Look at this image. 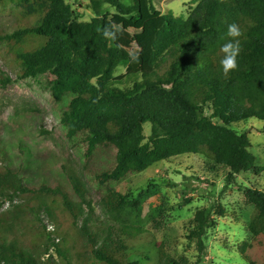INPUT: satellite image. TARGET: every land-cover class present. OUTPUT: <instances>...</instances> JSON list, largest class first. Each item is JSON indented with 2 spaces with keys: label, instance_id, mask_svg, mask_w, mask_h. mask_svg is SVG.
I'll return each mask as SVG.
<instances>
[{
  "label": "trees",
  "instance_id": "16d2710c",
  "mask_svg": "<svg viewBox=\"0 0 264 264\" xmlns=\"http://www.w3.org/2000/svg\"><path fill=\"white\" fill-rule=\"evenodd\" d=\"M166 1L90 0L95 17L81 21L65 0H0V10L14 6L18 15L13 31L0 35L20 67L17 79L48 77L68 147L80 153L84 166L79 172L66 160V186H36L8 166L12 160L0 148V207L7 199L31 197L54 222L49 231L39 214L29 219L27 202L1 212L0 264H141L133 259L139 202L121 185L185 155L226 169L229 182L257 169L249 135L232 126L254 118L264 131V0H194L186 19L164 14ZM105 5L115 13L104 15ZM232 23L242 32L241 52L238 68L225 77L220 48ZM105 27L118 38L106 39ZM122 65L126 72L115 76ZM14 82L0 70L4 87ZM89 190L100 194L102 210L130 220L94 222ZM245 198L253 213L239 252L245 264H264V191L246 189ZM65 218L69 225L58 228ZM216 225L210 210L197 211L189 230L200 253L194 264L201 263L204 239ZM74 228L80 248L71 258ZM53 254L58 262L50 259ZM158 254V264H192L160 249Z\"/></svg>",
  "mask_w": 264,
  "mask_h": 264
},
{
  "label": "rangeland",
  "instance_id": "374dc122",
  "mask_svg": "<svg viewBox=\"0 0 264 264\" xmlns=\"http://www.w3.org/2000/svg\"><path fill=\"white\" fill-rule=\"evenodd\" d=\"M65 1L79 20L90 21L95 17L90 9V0ZM196 6L194 0H169L162 4L161 10L164 14L186 19ZM114 13L115 9L111 6L103 7L104 15ZM17 19L14 6L1 9L0 35L12 32ZM0 70L3 77L15 81L7 87L0 83V148L12 160L8 166L21 169L30 184L66 186V176L62 171L66 160L79 172H82L84 166L80 153L68 147L64 136L65 126L56 110L48 77L17 79L20 67L14 53L6 49L1 39ZM125 72L126 66L122 65L115 76ZM131 84L127 83L124 87H131ZM232 128L249 135L252 144L249 152L256 157V170L237 175L229 182L226 169L213 167V163L203 156L185 155L160 162L133 176L118 188L130 192V200L139 202L141 222L136 226L141 231L138 232L139 241L135 244L134 260L141 264H158L160 249L177 259L184 257L192 264L199 262V249L190 240L189 230L197 211L207 209L212 212L217 225L208 231L204 239L205 248L200 264H245L239 250L247 240V228L253 213V206L246 202L245 191L249 188L264 191L263 122L253 118L234 124ZM41 131L47 134L42 136ZM149 134L150 125L146 124L145 135ZM4 166L5 162L0 159V168ZM87 199L92 202L95 210L92 220L100 225H119L121 220H130L125 216L113 217L102 210L101 196L97 192L89 190ZM25 202L31 204L29 219L35 220L39 214L46 227L54 224L42 211L45 206L34 204L31 197L2 201L0 213L11 211L14 205ZM49 204L47 199L45 205ZM54 210L56 214H62L59 204ZM68 221L65 218L57 227H67ZM130 223L128 221L127 224ZM70 233L72 242L68 249L70 257L74 258L80 247L76 229ZM146 256L149 260L145 259ZM50 257L58 262L55 254Z\"/></svg>",
  "mask_w": 264,
  "mask_h": 264
},
{
  "label": "clouds",
  "instance_id": "9594fccd",
  "mask_svg": "<svg viewBox=\"0 0 264 264\" xmlns=\"http://www.w3.org/2000/svg\"><path fill=\"white\" fill-rule=\"evenodd\" d=\"M220 2L223 3L225 0H220ZM102 34L106 39L109 40L114 41L118 38L117 31L112 27H105L102 30ZM225 35L228 37V39L220 48V51L223 53V56L220 60V68L222 74L227 77L230 72L238 68V56L241 52L239 37H241L242 32L239 28V25L232 23L227 26Z\"/></svg>",
  "mask_w": 264,
  "mask_h": 264
},
{
  "label": "built area",
  "instance_id": "2783aa9c",
  "mask_svg": "<svg viewBox=\"0 0 264 264\" xmlns=\"http://www.w3.org/2000/svg\"><path fill=\"white\" fill-rule=\"evenodd\" d=\"M48 230L49 231H54V225H48ZM57 241L59 242L60 240L59 239H57ZM47 257L49 256V254L48 255H46Z\"/></svg>",
  "mask_w": 264,
  "mask_h": 264
}]
</instances>
